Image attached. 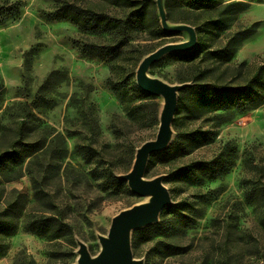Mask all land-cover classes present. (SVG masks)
I'll use <instances>...</instances> for the list:
<instances>
[{
  "label": "rangeland",
  "instance_id": "rangeland-1",
  "mask_svg": "<svg viewBox=\"0 0 264 264\" xmlns=\"http://www.w3.org/2000/svg\"><path fill=\"white\" fill-rule=\"evenodd\" d=\"M68 1L121 27L91 33L51 19L55 0H0V14L12 15L0 26V217L17 227L8 238L0 235V264H75L77 240L96 256L98 236L108 235L112 219L146 200L119 179L160 127L163 100L138 87L136 72L149 54L188 40L162 30L155 0L156 29L138 19L146 0ZM171 3L185 9L179 0ZM239 32L251 35L205 80L201 71ZM226 33L231 37L202 31L196 49L207 54L192 64L166 56L150 75L193 87L217 80L227 67L223 83L234 87L238 65L254 71L264 64V2L236 14ZM190 97L180 92L174 140L167 152L150 157L145 174L147 180L165 177L172 223L163 237L154 229L134 232V258L145 264H264V105L231 119L225 112L196 119ZM193 134L201 147L189 146ZM222 167L228 173L211 180ZM51 217L57 240L26 228Z\"/></svg>",
  "mask_w": 264,
  "mask_h": 264
},
{
  "label": "trees",
  "instance_id": "trees-1",
  "mask_svg": "<svg viewBox=\"0 0 264 264\" xmlns=\"http://www.w3.org/2000/svg\"><path fill=\"white\" fill-rule=\"evenodd\" d=\"M119 5H125L129 0H118ZM185 7V9H175L171 0H165V7L167 10L168 20L173 24H187L193 26L197 34L201 32L205 33H217L218 35L224 34L227 38L231 36L227 34V29L232 21L233 17L249 8L251 3H262L264 0H179ZM56 9L49 15L51 19L66 20L78 25L81 29L91 33H106L111 30H117L121 27V21L110 18L108 15L98 14L90 9L82 8L81 6L71 5L68 0H55ZM144 7L138 13V19L143 20L146 24L147 19L151 20V28L156 29L158 22L153 19V14L150 11L152 1L146 0ZM12 10V9H11ZM179 12V15H178ZM12 17L11 13L6 12V15L0 14V26L3 25ZM195 18V19H194ZM157 32V31H155ZM159 34V33H156ZM229 35V36H227ZM248 32H239L233 36L232 40L227 41L224 44L223 49L217 51L219 57H213V66L204 69L200 73L205 80L208 78L210 68H215L216 71L223 70L227 62L234 56L235 47L238 43L250 37ZM117 48L113 53L117 52ZM208 53V50L195 49L188 54L174 53L172 56L176 57L179 61L192 64L197 59L199 60L202 55ZM220 61H218V59ZM155 65V64H154ZM153 65V66H154ZM229 68L226 67L227 72ZM225 72L212 82H198L191 87V85L181 92H187L190 97V103L194 107L193 116L196 119L204 118L210 114L218 112H225L228 118H233L237 115H242L251 111H254L264 105V64L252 70L247 64H240L234 70V87L232 84L225 85L223 83V76ZM244 75V83H239L240 79ZM185 84V83H184ZM232 86V87H230ZM179 103V99H178ZM178 109V108H177ZM227 118V119H228ZM189 146L201 147V142L196 134L190 135ZM27 148L30 145H26ZM171 146V145H170ZM170 148V147H169ZM169 148L167 150H169ZM167 150L165 152H167ZM163 152V153H165ZM152 156H158L160 154ZM10 158H17V153L11 152ZM8 156V155H6ZM2 156L0 155V169L3 165ZM233 163L229 167H232ZM223 170L213 173L211 180H217L219 177L228 173V169L222 167ZM202 171L208 173L210 169L203 168ZM195 173V171H193ZM203 180L202 177H199ZM35 192L38 193V188L35 185ZM173 205L167 207L161 214L160 222L156 225L150 226L147 229H154L156 233L163 237L165 230L170 227L172 223L170 216L173 213ZM163 219V220H162ZM56 220L51 218H45L37 220L34 223H28L27 229L42 236H49L51 241L59 239V235L56 233ZM63 226V225H59ZM17 227L13 224V220L9 218L3 219L0 217V235H4L6 238L12 236Z\"/></svg>",
  "mask_w": 264,
  "mask_h": 264
},
{
  "label": "water",
  "instance_id": "water-1",
  "mask_svg": "<svg viewBox=\"0 0 264 264\" xmlns=\"http://www.w3.org/2000/svg\"><path fill=\"white\" fill-rule=\"evenodd\" d=\"M162 30L169 35L185 33L188 40L182 43L169 44L146 56L136 72L138 87L150 96L161 97L163 106L160 113V127L157 137L146 142L138 149L131 172L119 176L127 182L129 189L146 200L119 213L112 219L107 236H98L100 252L92 256L88 247L77 240L78 258L75 264H145L144 260L134 258L132 237L134 232L146 229L160 222L162 212L172 206L173 200L169 190L164 186V176L147 180L145 174L152 155L165 152L172 144L175 132L173 123L178 108L179 94L190 84L171 85L152 77L150 70L154 64L174 53L188 54L198 44L196 29L187 24H173L168 20L165 0H155Z\"/></svg>",
  "mask_w": 264,
  "mask_h": 264
}]
</instances>
